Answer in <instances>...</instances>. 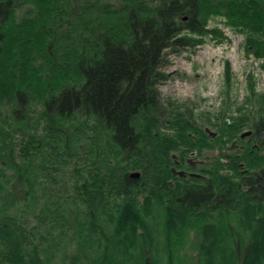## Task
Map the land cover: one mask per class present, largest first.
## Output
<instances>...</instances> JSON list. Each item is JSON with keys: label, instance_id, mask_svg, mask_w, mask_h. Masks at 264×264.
Here are the masks:
<instances>
[{"label": "trees", "instance_id": "trees-1", "mask_svg": "<svg viewBox=\"0 0 264 264\" xmlns=\"http://www.w3.org/2000/svg\"><path fill=\"white\" fill-rule=\"evenodd\" d=\"M213 15L264 58V0H0V264H264V93L217 122L157 87Z\"/></svg>", "mask_w": 264, "mask_h": 264}, {"label": "rangeland", "instance_id": "rangeland-1", "mask_svg": "<svg viewBox=\"0 0 264 264\" xmlns=\"http://www.w3.org/2000/svg\"><path fill=\"white\" fill-rule=\"evenodd\" d=\"M225 20L222 15L207 19V25L218 27L225 38L209 33L203 36L202 43L165 50L166 61L161 69L167 77L157 85L160 95L165 104L168 97L185 103L197 120L209 115L211 121L218 122L216 119L224 112L237 115L241 105L251 106L246 98L253 89L257 94L264 93V58L247 55L243 47L245 33ZM209 128L216 130L213 125Z\"/></svg>", "mask_w": 264, "mask_h": 264}, {"label": "flooded vegetation", "instance_id": "flooded-vegetation-1", "mask_svg": "<svg viewBox=\"0 0 264 264\" xmlns=\"http://www.w3.org/2000/svg\"><path fill=\"white\" fill-rule=\"evenodd\" d=\"M204 129L209 134L210 139L211 140L214 139V137L216 136L217 133L215 131H211L208 124L204 125ZM245 131H248V133H246V134L250 133V130H245ZM245 135L241 134L240 136L244 137ZM235 146H236V144L234 142L233 147H235ZM224 151L226 152V155H230L231 153H233L232 149H228V150H224ZM217 155H218V147L215 150H206L201 155L193 153L190 157H187L185 159V162L188 165V168L187 169H177V171L182 172V175H179V176H181V177L191 176V177L198 178V179H206L207 176L202 172L207 171L205 169V167L208 165V162H209L208 158L211 159L213 157H216ZM212 160H214V159H212Z\"/></svg>", "mask_w": 264, "mask_h": 264}, {"label": "water", "instance_id": "water-1", "mask_svg": "<svg viewBox=\"0 0 264 264\" xmlns=\"http://www.w3.org/2000/svg\"><path fill=\"white\" fill-rule=\"evenodd\" d=\"M246 133H248V131H244V132H242L241 134L244 135V134H246ZM174 157H175V156H174ZM173 172H174V173H177L178 175H182V172H181V171H176L175 169H173ZM130 176H131V177H138V176H139V173H137V172H135V173H131ZM170 185H171V183H170Z\"/></svg>", "mask_w": 264, "mask_h": 264}]
</instances>
